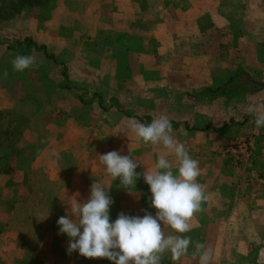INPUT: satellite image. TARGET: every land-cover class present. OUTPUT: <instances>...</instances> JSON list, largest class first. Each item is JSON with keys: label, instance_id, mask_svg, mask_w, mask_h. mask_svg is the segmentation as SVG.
Returning a JSON list of instances; mask_svg holds the SVG:
<instances>
[{"label": "crops", "instance_id": "1", "mask_svg": "<svg viewBox=\"0 0 264 264\" xmlns=\"http://www.w3.org/2000/svg\"><path fill=\"white\" fill-rule=\"evenodd\" d=\"M63 3V52L64 58L70 59L65 64L73 71L79 69V74L86 73L83 69L87 67V59L102 62L110 59L147 61L157 57L176 60L172 66H164L156 72L164 74L159 84L149 83L144 89L174 93L160 97L158 104L155 100L154 104L150 103L151 98L146 99L143 109L131 114L137 115L143 123H150L160 116L167 117L172 125V135L199 161L201 175L197 182L203 186L206 199L201 203V210L189 221L191 231L183 235L190 233L192 243L208 241V244L216 243L220 250L224 249L226 236H231L233 231L243 232L242 226L235 224L237 220L254 219L260 212L264 213V127L257 128L254 118L247 112L251 104L264 106V0H64ZM221 28H225L227 40L220 39L221 45L217 48L216 33ZM4 56L5 61L13 60L7 53ZM38 63L35 60V66L30 67L36 69L37 75L40 74ZM105 67L133 68L124 61H120L118 67L114 64ZM172 75L176 76L175 82L168 78ZM218 86H226L227 92L214 91ZM39 87L37 84L35 98L17 100L12 98L7 82L0 78V128L11 131L16 122L11 119L14 115L24 121L17 143L36 147L27 176L29 186H56L60 184L58 180H64V185L69 188L63 201L71 204L75 199L86 200L92 184L85 179L86 173H103L105 168L90 167L85 162L81 148L84 142L78 134L72 137L74 142L68 141V135L71 137L68 124L78 131L88 125L85 115L80 113L86 112L87 104L77 101L71 104L64 100L69 97L66 87L57 94L55 83H47L45 97L41 96ZM186 91H200L201 95L196 99L183 96ZM56 109L62 111L60 116L55 115ZM77 109L80 114L73 112ZM97 117L101 129L105 124L113 127L103 113ZM116 119L121 121L122 116L116 115ZM94 131L92 134H97ZM121 133L119 130L118 134ZM237 134L255 135L254 156L247 166H234L216 151L219 145ZM158 147L160 152L165 151L162 146ZM147 150L152 151L151 148ZM53 151L58 156H52ZM169 159L174 162L175 158L170 156ZM150 166L145 169L151 170L155 163ZM17 169L1 174L0 180L3 177L5 182L20 183L23 174ZM99 182L104 184V178ZM110 186L114 202H128L124 213L143 216L147 210L155 214L156 210L150 206L149 186L144 181L142 185L135 184L131 192L119 184ZM37 191L33 190L25 200L17 201L15 209H21L22 218L25 202L56 200L54 195L45 197ZM5 199L0 198L3 211L0 218L4 217L9 223ZM134 202L143 203L142 211L134 208ZM34 214L28 211L25 217L29 215L32 220ZM168 229L167 225L163 226L165 233ZM212 233L218 238L213 240ZM34 235L31 231L27 237L31 239L30 244H34ZM202 236H209L208 240ZM19 240L17 235L15 241L2 242L7 246L0 243V251L15 248Z\"/></svg>", "mask_w": 264, "mask_h": 264}, {"label": "rangeland", "instance_id": "2", "mask_svg": "<svg viewBox=\"0 0 264 264\" xmlns=\"http://www.w3.org/2000/svg\"><path fill=\"white\" fill-rule=\"evenodd\" d=\"M63 2L64 0H43L39 5H28L27 2L20 3L19 0H0V52H2L3 56V59L0 60L1 80L7 82L13 99L26 100L35 98L37 95V84L40 85L41 96L45 97L44 94H47L46 87L49 82L57 85V94L61 92L60 90L63 87H66L69 97H64V100L70 101L71 104L74 102L87 104L88 110L86 109V112L80 113L85 115V120L89 122L88 125H83L81 131H78L71 124H68L69 133L71 134V137L68 135V141L72 143V137L78 134L81 141L84 142L83 145L80 143L85 154L83 159L85 158V162L90 167L99 169L102 166L105 168L99 162V155L116 150L122 155H130L133 159L139 161L141 166L136 169L137 172H142L145 168L150 169V165L156 163L157 155L160 153L157 150L159 147L144 143L135 134H127L132 132L129 126L132 118L142 122V119L131 113L134 110H142L146 99L151 98L152 100H149L150 103L154 104L156 102L158 104L160 97L174 93L172 91L159 90L148 92L144 89L146 84H159L164 74L156 72H159L164 66H172L176 60L175 62L174 60H161L157 57L147 61L110 59L102 62L97 59H87L85 60L87 67L83 69L86 73L79 74L77 72L79 69L73 71L65 64L70 59L64 58L63 52ZM10 14H12L11 17ZM48 25H50V28ZM224 31L225 28L217 30V48L221 45L219 43L220 39L227 40V35H225ZM6 53L9 59H14L17 55L34 57L39 62L36 66H38L37 69L40 74L37 75L36 69L31 70L32 68H27L22 72L15 71L11 63L12 60L5 61L6 56L4 54ZM14 53L16 54L13 55ZM120 61L128 62L133 68H103V66H112V64H114V67H118ZM5 71L7 72L6 77L4 75ZM101 72L104 73L101 74ZM175 77V75L168 76V78L173 79V82H175ZM76 84H79V86ZM219 87L222 86L216 88ZM133 89L136 91H133ZM210 92H212V89H210ZM147 93H151V95L148 96ZM183 94V96L196 99L201 95V92L186 91ZM73 112L80 114L78 109ZM61 113L62 111L56 109V116H60ZM102 113L107 116L108 122L113 123V127L112 125L108 127L105 124L104 129H101V122L97 116L102 115ZM116 115H121L122 120H117ZM16 116L11 117V119L16 121L13 123L11 131H7V128H0V175L11 173L18 168L17 170H20L19 173L23 174V180L20 183L5 182L3 177H1L0 198H6L7 202L5 203L4 201V206L8 207L9 213L7 216H9L10 221L8 223L4 217L0 218V229H2L0 232V243L1 245H6L4 243L15 241L17 235L20 240L16 242L15 248L0 251V264H92L91 262L93 261L98 264H113L107 258H85L80 256L78 252L68 254V237L66 234L59 233L57 220L61 216H71L70 203L63 201L64 195L68 194L67 190L69 187L64 185V180H58L60 182L59 185L50 187H32L27 184V176L35 158L36 147L33 144L23 145L17 143L22 135L24 121ZM93 129H95L94 132H97V134H92ZM119 130L123 133L118 134ZM239 135L248 137L251 140L253 158L255 135ZM239 135L231 136L225 143L219 145L216 150L220 157L230 160L233 165L235 163L231 159L222 156L219 150L222 145L230 143ZM147 148H151L152 151L149 152ZM62 150H65V147H62ZM82 150L80 149V152ZM251 162L252 160L243 165H235L247 166ZM86 177L85 179L90 183L95 180L99 182L100 179L104 178L105 182L103 185L110 187V195L114 193L110 185H120L119 178L113 179L107 174L106 169L103 173L101 171L87 172ZM143 181L141 176L135 184L142 185ZM58 182L56 183L58 184ZM121 186L123 187V185ZM33 190H39L37 192L45 197L54 195L55 197L53 198L56 200L49 203L34 201L32 204L24 201L25 216L28 211L35 212V214L32 220L29 215L28 218L25 216L22 218L21 209H15V205L20 199L25 200L26 197L33 194ZM129 205L131 206L132 204L129 203ZM133 206L137 211H142L144 205L143 203L134 202ZM124 207H128V202H114L110 206V220L114 221L118 213L126 212ZM2 215L3 211L0 207V217ZM257 216L254 219L237 220L238 223L235 224L241 225L243 232L240 231L242 233L237 234L233 231L231 236H226L227 241L224 249L220 250L216 243L208 244L207 241L204 245L211 252L209 264H264V213L260 212ZM232 227H234V224ZM211 229L213 228L211 227ZM214 230H216V227ZM31 231L35 232L34 244H30L31 239L27 238L30 236ZM216 231L218 232V229ZM165 234L175 235L176 233L168 229ZM185 235L192 238L190 233ZM212 235L210 237H213V240L218 238L215 234L212 233ZM208 237L204 236L203 238L208 240ZM194 252L195 243L190 244L188 252L181 256L178 261H173L171 254L165 252L161 264H200L199 257L198 255H193Z\"/></svg>", "mask_w": 264, "mask_h": 264}, {"label": "clouds", "instance_id": "3", "mask_svg": "<svg viewBox=\"0 0 264 264\" xmlns=\"http://www.w3.org/2000/svg\"><path fill=\"white\" fill-rule=\"evenodd\" d=\"M35 58L17 55L12 61L15 71L30 68ZM5 77L7 72L4 73ZM247 112L254 118L257 128L264 127V106L251 104ZM130 129L144 143L162 146L154 168L137 172L139 161L116 150L99 155V162L113 179L119 178L122 188L135 186L141 176L150 190V206L155 214L144 210V215L118 213L110 220V206L114 203L110 187L94 181L86 200L75 199L70 204L71 216L57 220L59 233L68 237V254L78 252L85 258H107L113 264H161L165 252L178 261L188 252L192 238L183 235L191 231L189 221L201 210L206 199L204 189L197 182L201 175L199 161L188 152L185 144L172 135V125L167 117L154 118L142 123L132 118ZM58 156L56 152L50 153ZM174 157V162L169 157ZM167 225L175 235H166ZM200 264H209L210 249L200 242L195 243V252Z\"/></svg>", "mask_w": 264, "mask_h": 264}, {"label": "built area", "instance_id": "4", "mask_svg": "<svg viewBox=\"0 0 264 264\" xmlns=\"http://www.w3.org/2000/svg\"><path fill=\"white\" fill-rule=\"evenodd\" d=\"M220 154L231 159L235 164H246L252 158V143L248 137L237 136L230 143L220 148Z\"/></svg>", "mask_w": 264, "mask_h": 264}, {"label": "trees", "instance_id": "5", "mask_svg": "<svg viewBox=\"0 0 264 264\" xmlns=\"http://www.w3.org/2000/svg\"><path fill=\"white\" fill-rule=\"evenodd\" d=\"M2 1V0H1ZM4 1V0H3ZM41 1L43 0H19L20 3H25L27 2V4H33V5H39L41 4ZM12 16V14H10V17ZM214 91H221L223 93L227 92V87L226 86H222V87H219V88H216Z\"/></svg>", "mask_w": 264, "mask_h": 264}]
</instances>
